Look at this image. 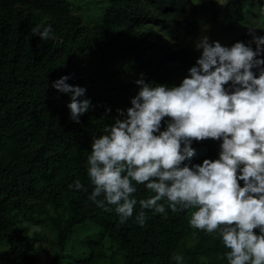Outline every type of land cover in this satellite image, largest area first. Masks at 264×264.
<instances>
[{"label":"trees","instance_id":"trees-1","mask_svg":"<svg viewBox=\"0 0 264 264\" xmlns=\"http://www.w3.org/2000/svg\"><path fill=\"white\" fill-rule=\"evenodd\" d=\"M184 1L112 0L103 24L81 29L67 0H0V246L9 245L0 250V264H33L31 237L20 211L22 201L45 191L43 186L48 191L35 204L39 213L47 215L48 205L59 208L62 196L68 201L64 225L57 216L48 220L57 233L60 253L76 227L87 225L96 230L99 242L90 245L84 264H177L179 249L185 252L186 264H198V257L207 259L200 264H228L224 253L229 249L221 250L220 236L215 232L208 238L206 230L190 224L196 207L173 212L166 205L167 217L146 210L148 219L142 227L135 222L139 205L133 217L120 222L114 206L106 211L87 199L93 186L85 161L92 137L113 122L117 108L131 106L140 74L148 82L179 85L200 55L198 50L165 51L160 39L149 45L142 31L150 22L178 40L173 19L185 10ZM252 1H232L223 8L225 13L230 9L231 26L245 20L248 11L243 14L241 7ZM211 4L214 18L210 25L214 27L219 2ZM164 10L165 19L159 20ZM48 24L54 35L74 49L53 47L33 35V28ZM81 33L87 38L81 40ZM67 74L72 77L69 84L86 87L83 98L92 102L79 123L70 119V95L51 86ZM192 146L196 149L193 163L218 158V141L208 138ZM76 179L86 190L69 189ZM135 195L144 199L155 193L138 185ZM187 236L197 240L192 249H182ZM94 250L96 255L91 256ZM53 261L56 264L58 258Z\"/></svg>","mask_w":264,"mask_h":264},{"label":"clouds","instance_id":"clouds-1","mask_svg":"<svg viewBox=\"0 0 264 264\" xmlns=\"http://www.w3.org/2000/svg\"><path fill=\"white\" fill-rule=\"evenodd\" d=\"M255 30L249 28L251 42L231 46L202 35L194 45L200 55L179 85L140 74L131 106L117 108L113 122L92 137L85 161L89 201L106 211L114 206L120 222L139 205L135 222L142 227L146 210L167 217L166 205L173 212L196 207L190 224L220 236L228 264H264V35ZM32 32L41 41L54 35L51 24ZM71 78L51 86L70 95V119L79 123L92 102ZM208 138L219 142L218 158L193 163V143ZM138 185L155 195L138 199ZM68 187L86 190L79 179Z\"/></svg>","mask_w":264,"mask_h":264},{"label":"rangeland","instance_id":"rangeland-1","mask_svg":"<svg viewBox=\"0 0 264 264\" xmlns=\"http://www.w3.org/2000/svg\"><path fill=\"white\" fill-rule=\"evenodd\" d=\"M67 1L71 4L72 14L79 18L81 29H91L95 25L103 24L105 16L110 12L112 3V0ZM232 1L239 0H221L222 4H217V24L213 27L210 25L214 18L211 2H218V0H185L182 2L187 5L185 10L178 15V18L173 19L172 29L179 36V39L174 40L175 38L172 35H165L160 26L149 22L142 26V31L146 34V42L149 45L151 43L158 44L157 41L160 39L165 51L178 49L191 51L196 50L194 47L195 42L202 35H208L210 40L219 41L222 45L227 46H231L237 41H242L246 44L251 42L253 34L249 32V28L256 29L255 35H264V26L260 22L264 19V14H261L260 8L264 5H259L260 2L258 0L243 4L241 7L243 14L248 11V14L245 15V20L236 22L231 26L229 15L225 14L226 10H223V8L225 6L228 7ZM167 10L159 14L161 16L157 15L159 20L165 19L164 15ZM206 22H209V24ZM244 33L246 34L244 35ZM80 36L81 40L87 38L84 33H81ZM47 43L66 51L74 49L73 45L65 43L63 38L56 35L48 39ZM252 47L255 48L254 43H252ZM43 190L45 191L37 193L34 198L22 201L20 214L23 225L26 224L28 226L27 230L31 237L28 244L33 248L29 253V258H31L33 264H53V258H58L56 264H84V260H88L90 256V245L96 240L99 242L96 230L87 225L76 227L68 239L64 251L60 253L57 247V233L48 220L49 217L57 216L62 225H64L68 218V201L62 196L59 199L61 203L59 208L54 210L51 205H48L45 209L47 215L39 213L35 208V204L42 201L45 192L48 191V186H43ZM31 215L34 217L33 219L28 218ZM206 235L208 238H212L214 232L208 233L206 231ZM182 242V249L184 247L192 249L196 245L197 240L192 236H187ZM8 248L9 245L7 244L0 246V250H7ZM184 253L183 250H178L176 257L179 256L182 259L177 260V264H186ZM94 255H96L95 250L91 256ZM206 261L207 259L198 257V264Z\"/></svg>","mask_w":264,"mask_h":264}]
</instances>
